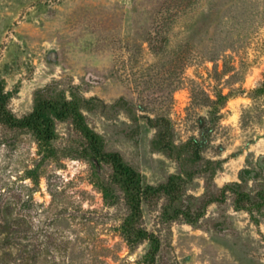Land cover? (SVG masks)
<instances>
[{
    "label": "rangeland",
    "instance_id": "rangeland-1",
    "mask_svg": "<svg viewBox=\"0 0 264 264\" xmlns=\"http://www.w3.org/2000/svg\"><path fill=\"white\" fill-rule=\"evenodd\" d=\"M0 83L17 117L38 90L100 99L87 123L154 185L180 165L146 119H169L177 146H199L183 184L199 215L143 206L161 241L154 264H264V0H0ZM55 124L52 154L0 125V206L21 228L0 234V264H148V242L122 235V193L107 201L98 185L110 167L80 155L70 121ZM245 167L258 172L243 186L253 203L235 208L229 191L206 202Z\"/></svg>",
    "mask_w": 264,
    "mask_h": 264
},
{
    "label": "trees",
    "instance_id": "trees-1",
    "mask_svg": "<svg viewBox=\"0 0 264 264\" xmlns=\"http://www.w3.org/2000/svg\"><path fill=\"white\" fill-rule=\"evenodd\" d=\"M8 101L9 95L0 83V125L4 128L30 132L39 146L45 147V151L52 154L51 143L56 138L55 123L68 120L80 136L82 145L80 155L87 158L96 168H100L102 164L110 167L106 182L103 181L98 185L107 201L115 196L116 191L122 193L128 209V214L121 224L122 235L129 244L148 242L149 247L145 255L148 264H154L161 241L154 232L142 227L143 206H153L159 200L165 199L167 217L172 220L184 216L186 221L192 222L199 215V213L196 217L191 215L190 203L183 192L184 175L191 176V173L186 171L185 162L200 161L199 146L192 139L177 146L169 119L165 117L146 119L147 124L156 130L153 147L175 158L180 165L179 173L172 174L164 182L154 185L146 182L143 175L126 163L119 152L106 150L103 137L87 123L84 110H102L105 104L100 99L86 98L76 94H72L71 98L63 94L46 97L43 96L42 90H38L32 111L21 117L12 113ZM257 173L255 168H242L239 172V181L225 185L218 194L205 193L206 202L223 201L225 192L229 191L235 197L233 199L235 208H247L246 203H253V197L243 186L248 177L254 178ZM0 217V234L9 239L12 234L21 231L20 227L13 228L10 221L12 209L8 205L0 206ZM21 227H23L22 224Z\"/></svg>",
    "mask_w": 264,
    "mask_h": 264
}]
</instances>
